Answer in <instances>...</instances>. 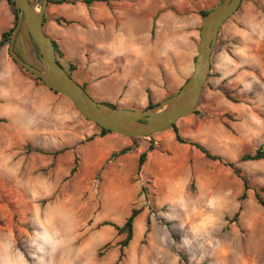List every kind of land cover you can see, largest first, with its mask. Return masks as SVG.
<instances>
[{
    "label": "rangeland",
    "instance_id": "374dc122",
    "mask_svg": "<svg viewBox=\"0 0 264 264\" xmlns=\"http://www.w3.org/2000/svg\"><path fill=\"white\" fill-rule=\"evenodd\" d=\"M218 2L110 0L108 5L95 3L89 7L82 3L48 4L44 13L49 15L53 8L67 18H72L73 13H112L111 19L96 21L95 28H121L126 43L142 48L147 35V42L156 47L157 53L171 37L170 28L176 21L178 34L180 28L183 34L189 33L196 55L203 21L198 13ZM36 5L40 8L41 0ZM0 13H8L13 19L5 1H0ZM84 27L86 38L106 45V29L98 32ZM221 30L230 36L234 53L243 55L247 76L241 89L229 92L237 103L232 106L241 107L243 113L235 119L232 114L224 116L226 123L235 127L232 132L237 138V150L230 160L221 156L233 162L239 175L248 181L246 198L239 200L244 190L241 178L229 167L205 159L200 151V159H193L198 176L191 177L186 186L180 153L178 159L174 156L177 152L171 159L163 153L168 150L167 140L158 146L153 138L156 149L162 152L156 161L147 164V172L154 174L148 176L137 174L136 161L122 162L123 172L108 169L111 163L91 164L76 152L78 143L55 159L29 152L28 147L49 150L60 144L35 138L33 145L29 137L38 131L36 127L12 114L11 100H0V115L8 117V121L0 117V264H11L10 260L15 259L20 264H114L119 256L116 242L121 236L103 223L121 225L132 208L140 209V213L133 224L132 240L118 264H264V210L254 198V189L264 188V157L239 161L243 154H252L260 146L264 150V0H242ZM32 42L26 28L22 29L18 34L20 54L39 67L38 50ZM1 49L12 61L8 44ZM72 51L83 60L84 51L76 47ZM91 54V50H85L86 56ZM152 71L150 68L149 76ZM74 79L81 82L77 75ZM87 92L92 97L91 91ZM175 93L170 92L168 97ZM245 107L252 112L251 121L244 117ZM209 116L212 115L197 117L206 120ZM15 126H23L25 131L17 132ZM148 142L142 140L146 146ZM74 156L78 157L76 172L69 175ZM73 204L74 221L68 224L64 222L65 214H60L55 223L46 224L56 206L69 208Z\"/></svg>",
    "mask_w": 264,
    "mask_h": 264
},
{
    "label": "crops",
    "instance_id": "0c3cea01",
    "mask_svg": "<svg viewBox=\"0 0 264 264\" xmlns=\"http://www.w3.org/2000/svg\"><path fill=\"white\" fill-rule=\"evenodd\" d=\"M0 14L1 34L11 26L12 20L9 19L8 13ZM165 14L168 16V13ZM49 16L62 17L69 22L57 24L49 19L44 26V32L57 43L67 60L80 64L75 75L80 77V83L91 91L92 97L97 101L108 102L119 108L143 109L148 104L147 90L150 92L151 101L159 103L168 97L170 92H176L192 71L195 48L190 45L188 32L183 34L180 28L181 33L178 34L179 27L176 21H173L170 28L171 37L157 53L156 47L147 42L149 39L147 35L144 36L142 48L135 43H126L121 28L117 30L110 27L95 28L96 21L103 18L111 19L112 13H73L72 18H67L53 8ZM84 25L89 27V30L96 29L98 32L106 29V45L86 38ZM72 27L74 29H70ZM195 34L194 32L192 35L194 39ZM74 47L84 51L83 60L72 51ZM86 49L91 50L92 54L86 56ZM234 52L230 36L222 33V30L219 31L210 57L209 75L197 103L200 115L212 116L200 120L198 115L191 114L176 121V127L182 137L199 142L213 154L227 157L228 160L237 150V138L232 132L235 127L231 122L227 124L225 117L220 118L217 115L232 114L235 119L243 113L241 107L232 106L237 103L229 100L225 93L232 92L237 87L241 89L247 78L243 71V55H240L239 51ZM150 68L153 71L149 76ZM8 99L14 104L12 114L23 123L30 122L33 124L31 127L38 130L29 137L33 145L35 138H47L53 143L60 144L59 148L49 149L51 151L78 143L76 152L80 157L96 165L98 162L104 163L111 153L132 144L128 137L115 133L98 136L95 125L86 122L67 98L53 94L45 86L21 73L8 59L6 52L0 49V100ZM0 117L8 121V117L2 115ZM244 117L248 121L252 120V112L246 107ZM14 129L17 132L25 131L23 126H15ZM91 136H93L91 140L81 142ZM153 138L158 146L168 141V150L164 149L163 152L168 153V159L173 158L171 155L176 152L174 156L178 159L177 155L180 153L179 159L184 165L186 186L191 177L198 176V167L193 164V159H200L201 154L195 147L178 143L171 129L157 133ZM146 147L141 141L132 153L119 156L108 169L121 171L122 162H137L138 154ZM160 152L162 151L155 149L147 153L141 170L144 176L153 174L147 172L145 168L151 160L152 162L157 160ZM155 167L162 166L156 164Z\"/></svg>",
    "mask_w": 264,
    "mask_h": 264
},
{
    "label": "water",
    "instance_id": "95a60500",
    "mask_svg": "<svg viewBox=\"0 0 264 264\" xmlns=\"http://www.w3.org/2000/svg\"><path fill=\"white\" fill-rule=\"evenodd\" d=\"M29 0H14L17 21L10 33L8 52L12 61L38 77L46 87L67 98L83 119L123 137L147 138L160 133L195 109L210 71V57L219 29L234 14L242 0H219L203 18L192 71L175 94L144 110L112 107L92 98L59 64L52 39L43 30V16L48 0L37 8ZM26 28L38 49L40 66L24 61L15 51L14 42L22 27Z\"/></svg>",
    "mask_w": 264,
    "mask_h": 264
},
{
    "label": "trees",
    "instance_id": "16d2710c",
    "mask_svg": "<svg viewBox=\"0 0 264 264\" xmlns=\"http://www.w3.org/2000/svg\"><path fill=\"white\" fill-rule=\"evenodd\" d=\"M1 1V0H0ZM10 11H11V14L13 16V19L11 21V26L3 31L1 34H0V49L5 46L6 44H9V39H10V33L12 31V29L15 27L16 25V21H17V10L15 9L14 7V0H4ZM31 4H33V1L32 0H29ZM110 0H48V4H54V5H61V4H67V5H75L76 3H82L84 4L85 6L89 7L91 6L92 4H95V3H105V4H109ZM216 6V5H215ZM215 6L211 7L210 9L208 10H202L200 11L198 14L200 15V17L203 18L206 16V14L211 10L213 9ZM49 19H52L53 21H55L57 24H61V23H69L68 21H66L64 18L62 17H51L49 16L47 13H44V16H43V30H44V26L46 24V22L49 20ZM22 29H25L24 25H22L19 33L21 32ZM18 33V34H19ZM53 41V44H54V52H55V56L57 58V61L59 62V64L65 69V71L69 74L70 77H72L74 79L75 77V73L76 71L78 70L80 64L76 61H72V60H67L64 56V53L62 52L61 49H59L57 43ZM34 48H35V51L37 52V47L36 45L32 42ZM19 48H21V44L18 43V35L15 39V42H14V51L22 58V55L20 54V50ZM23 59V58H22ZM24 61H26L25 59H23ZM27 62V61H26ZM29 63V62H28ZM31 64V63H30ZM18 66V65H17ZM18 68L26 75H28L30 78H32L36 83H39L43 86L44 83L38 78L36 77L34 74L28 72L27 70L21 68L20 66H18ZM75 80V79H74ZM76 81V80H75ZM79 83V82H78ZM84 89L85 91L87 92V89H86V86L84 84H81L79 83ZM46 87V86H45ZM48 88V87H46ZM49 91H51L53 94L55 95H58V96H61V97H64L58 93H56L55 91L51 90L48 88ZM88 93V92H87ZM147 94H148V104L146 107H144L143 109H135V110H144V109H147V108H151V107H154L155 105H157L158 103H153L151 101V98H150V92L149 90H147ZM226 97L235 102L231 96L229 95V93H225ZM102 103H105V104H108L112 107H117L116 105H113L111 103H108V102H102ZM198 103V102H197ZM132 110V109H131ZM192 114L194 115H200L199 111L197 110V105L195 107V109L193 110ZM223 117L224 116H229V114L225 113L222 115ZM86 122L88 123H92L91 121H88L86 119H84ZM0 121H3V119H0ZM94 124V123H93ZM95 125V124H94ZM95 127L98 129V136H105L107 134H112L111 131H108V130H105L103 128H100L98 127L97 125H95ZM168 129H171L172 132L174 133L175 135V139L178 143H182V144H188L190 146H193L195 147L198 151L201 152V154H203L204 158L209 160V161H217L219 163H221L222 165L224 166H227L229 167L233 172L234 174H236L237 176H239L243 182V192L242 194L240 195V198L239 200H243L246 198V191L249 189V186H248V181L246 180V178L242 177L239 175L237 169L235 168V164L231 161H227L225 160L224 158H222L220 155H216V154H213L212 152H210L204 145L198 143V142H195V141H191L187 138H184L182 137L179 132H178V129L176 127V122L169 126L167 129L165 130H168ZM164 130V131H165ZM156 134H153V135H150L148 136L147 138H138V137H128L131 141H132V144L130 146H127V147H124L118 151H115L113 153H111V155L108 157V159L104 162V164H110L112 163L116 158H118L119 156H122V155H125V154H128V153H132L138 146H139V143L143 140V139H148L149 142H148V145L146 147V149L144 151H141L139 154H138V157H137V162H136V172L137 174H140L141 173V170H142V167L146 161V158H147V153L152 151V150H155L156 149V145L153 143V137L155 136ZM93 138V136L91 137H87L85 138L83 141L81 142H85V141H89ZM67 150H70L69 147H63V148H60L58 150H42V149H30L28 147L27 151L29 152H38L40 154H43V155H48V156H51L53 159H55L58 155L64 153L65 151ZM264 157V150L260 147L256 148L254 153L250 154V153H246V154H243L240 158H239V161L240 162H245V161H255V160H260ZM77 162H78V157L77 156H74V159H73V166L72 168L70 169L69 171V175H72L76 172V168H77ZM264 192V188L263 187H259V188H256L254 189V198L256 200V202L262 207V209L264 210V198L262 196V193ZM241 210V206L239 207L238 211H236V213L234 214V221L237 219L238 215H239V211ZM140 213V209H136V208H132L129 212V215L125 218L124 222L121 224V225H117V224H114V223H110V222H105L103 223L104 225H110L114 228V230L116 231V234L118 236H121V238L116 242V245L118 246L119 248V256L116 260V262L114 264H118V262L121 260V258L123 257V250L129 245L130 241L132 240V236H133V224H134V221H135V218L137 217V215ZM108 245H106L107 247Z\"/></svg>",
    "mask_w": 264,
    "mask_h": 264
},
{
    "label": "bare ground",
    "instance_id": "6f19581e",
    "mask_svg": "<svg viewBox=\"0 0 264 264\" xmlns=\"http://www.w3.org/2000/svg\"><path fill=\"white\" fill-rule=\"evenodd\" d=\"M70 203V202H69ZM71 205V204H70ZM67 205H59V206H56L54 209H52V212H51V216L48 218V219H46V224L47 225H50L52 222H54L55 220H57L58 218H60L59 216H60V214H62V215H64L65 214V218H64V222L66 221V223H71L72 221H74V216H75V211H74V204H73V206H71V207H66ZM46 216V215H45ZM47 217H48V215H47ZM62 218V219H63ZM76 218V217H75ZM59 220V219H58ZM64 222H63V224H64ZM55 223V222H54ZM42 224V223H41ZM61 225V224H60ZM65 225V224H64ZM64 225H61V226H64ZM57 227V226H56ZM65 227H66V225H65ZM63 229V228H62ZM68 251V250H67ZM69 252V251H68ZM68 252H66V253H68ZM70 253V252H69ZM7 259V258H6ZM8 261V260H7ZM18 261V260H17ZM16 261V259L15 260H10V262L9 263H11V264H20V263H18ZM76 261H78V260H76ZM22 264V263H21Z\"/></svg>",
    "mask_w": 264,
    "mask_h": 264
}]
</instances>
